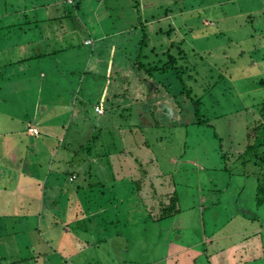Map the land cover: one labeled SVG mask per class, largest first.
<instances>
[{"label": "rangeland", "instance_id": "obj_1", "mask_svg": "<svg viewBox=\"0 0 264 264\" xmlns=\"http://www.w3.org/2000/svg\"><path fill=\"white\" fill-rule=\"evenodd\" d=\"M16 3L18 6L8 0L10 10H0V27L19 24V1ZM0 5L2 9L3 2ZM86 5H99L103 9L98 17L104 25L102 33L105 35L110 34L107 32L110 28L116 31L133 28L134 35L130 34L129 41L122 37L125 44L119 48L121 55L124 46L127 55L140 49L144 33L141 22L151 21L147 25L150 28L147 31L149 49L156 48L158 54L165 52L170 39L178 42L184 38L186 45L191 44L196 51L185 60L191 75L206 87L208 80L215 86L219 82L212 92L205 94L193 86L195 81H186L198 96L204 95V111L213 127L193 125L196 121L193 112H182L186 111L179 105L184 101L180 95L182 87L173 74L152 78L141 71L132 80L135 85L128 88L121 77L117 101L121 108L117 112L106 111L105 106L93 109L95 120L101 118V126H107L106 130L100 131V135L96 130L99 126L88 125L82 139L70 131L67 141L75 140V147L77 141L85 143L87 140L84 150L80 151V160L89 168L93 161L102 159L116 147V152L111 150L112 162L125 166L126 171L133 166V181L146 176V193H140L136 184H129V178L127 186H132L131 189L116 191L126 192L127 196L132 194L134 200L119 210L120 219L126 223L113 219L116 212L108 213L103 219L94 220L98 223L91 225L93 229L84 221L75 224L71 235L66 237L43 236L51 244L49 247L35 231L15 235L19 223L12 222L14 219L0 222V264H264V205L258 208L255 203L256 179L253 175L244 176L247 172L242 173L241 166L234 160L228 163L229 159L222 158L223 152L229 157L244 152L246 133L254 122V112L256 116L260 114V107L256 105L264 102V0H87ZM166 11L172 14L165 17ZM172 25L177 30L175 35L158 34V27L167 31ZM17 28L19 26L13 30L11 46L0 43V65L5 61L14 64L19 59ZM110 35H114L113 32ZM68 47L56 45L52 55ZM105 47L109 52L107 45ZM99 51L97 53V48L94 54L97 60L99 55L105 56L104 47ZM34 52L32 50L30 54ZM78 52L73 49L69 57H65L64 64ZM46 53L42 51L39 55ZM81 53L79 64L93 57L91 50ZM161 58L166 59L162 55ZM127 60L129 65L133 62L129 57ZM72 71L68 69L67 75L62 77L61 89L67 90L70 79L76 77L70 75ZM10 74L4 73L7 77L14 76ZM116 78L111 81V89L116 86ZM103 83L102 77H91L86 81L90 88L100 87ZM0 88L3 89H0V97H8L14 107L17 94H8V91H19V83L7 80L1 82ZM90 99L92 109L97 99L94 95ZM1 108L0 112L9 113L10 117L0 119V128H19L20 108L19 115L11 111L12 107ZM125 108H131V111L126 112ZM218 116L221 118H215ZM62 118L65 120L66 116ZM184 122L191 123L186 133L182 129L166 127ZM156 125L166 129L157 130L153 128ZM106 134L109 137L99 141ZM160 138L162 142L157 143ZM145 141L152 147L147 148ZM137 157L141 164L136 162ZM228 167L232 173L225 171ZM102 172L93 175H111ZM173 192L180 196L182 213L162 222H152L151 216L158 215L161 204L168 201L166 196ZM81 200L83 202V197ZM108 201L112 199H106L103 205ZM10 204L11 201L3 197L0 205L15 213L17 209L8 207ZM81 206L85 210L84 205ZM50 247V252L45 251ZM70 256L73 260L67 259Z\"/></svg>", "mask_w": 264, "mask_h": 264}, {"label": "crops", "instance_id": "obj_2", "mask_svg": "<svg viewBox=\"0 0 264 264\" xmlns=\"http://www.w3.org/2000/svg\"><path fill=\"white\" fill-rule=\"evenodd\" d=\"M17 1H19V24H14L19 26V42H17L19 59L14 65L8 66L7 61L0 65V84L7 80L10 83L12 80L19 83V91L17 89L8 91V94H17L14 107L7 100L8 97H0V110L1 107L5 109L12 107L11 111L17 112L18 115L19 108L21 110L19 128H0V204L3 197H7L11 201L8 207L15 206L17 210L11 213L7 211V207L0 205V218H2L0 222L14 219L12 222L19 223L14 231L15 235L35 231L49 247L51 244L45 241L43 236L54 234L66 237L67 234L71 235L75 224L84 221H87L93 229L91 225L96 222L94 220L103 219L108 213L116 212L114 215L116 218L113 219L121 220L119 223H126L124 219H120L119 210L130 205L134 200L132 194L127 196L126 192L116 191H129L132 187L127 186L129 178L131 179L129 184H135L134 167L131 166L126 171L125 166L112 162L111 150L114 149L116 152V147L109 151L108 159L98 158L92 162L90 168L87 167L86 162L82 165L80 151L87 145H85L87 140L85 143L77 141L78 144L74 147L75 140L68 142L67 134L72 131L73 136L79 135L82 139L88 125L99 126L101 131L106 130L107 126H101L103 123L101 118L95 120L96 114L93 109L95 106H105L108 109L110 104L118 105L121 77L126 81L125 87L135 85L132 80L141 72L138 65H135L139 50L135 52L134 49L130 55H127L124 46L121 55L119 48L125 44L122 37L129 41L130 34L134 35L133 28L127 27L118 31L110 28L107 32L110 34L113 32L114 35H105L102 33L104 25L98 17L103 9L99 5H86L87 0H73V3L67 0H13L16 5ZM0 10H10L9 5L3 6ZM155 24L158 25L159 22ZM148 29L150 28L147 26V31ZM157 29L161 33L164 28ZM56 45L69 47L52 55ZM105 45L109 52L106 51ZM103 47L105 56L99 55V60L95 59L97 48L99 53V48ZM73 49L80 53L78 52L64 64L65 57H69ZM32 50L35 52L30 54ZM89 50L93 57L79 64L81 52L87 53ZM42 51L46 54L39 55ZM157 55L162 54L157 53ZM128 57L133 61L130 65L127 64ZM68 69H72L70 75L76 77L70 79L68 89L64 90L61 89L60 81L67 75ZM7 71L14 76H5L4 73ZM115 76L118 77L115 80L116 86L111 89V81ZM91 77L104 78L103 85L90 88L86 81ZM91 95L97 99L92 109L89 105ZM64 116H66L65 120L62 118ZM8 117H10L9 113L0 112V119ZM11 120L15 121V118ZM31 126L38 129L39 134H32ZM107 136L108 134L101 137L99 141L106 140L104 138ZM101 170L102 173L107 172L111 175L105 177L96 174L98 177L95 178L93 173ZM88 173H91V176ZM103 181L104 183H100ZM89 183H100L101 186L91 189L88 188ZM145 183L140 193H146ZM110 198L112 201L103 205L106 203L105 200ZM81 205H84L85 210ZM91 205L96 206L91 207ZM30 222L34 223L30 226L24 225ZM20 228L22 230H19ZM51 249L52 247L45 251L50 252ZM67 259L73 260L72 256Z\"/></svg>", "mask_w": 264, "mask_h": 264}, {"label": "trees", "instance_id": "obj_3", "mask_svg": "<svg viewBox=\"0 0 264 264\" xmlns=\"http://www.w3.org/2000/svg\"><path fill=\"white\" fill-rule=\"evenodd\" d=\"M7 1L8 0H0V2H3L4 7L7 5ZM168 14H172V13L169 11H166L165 17L168 16ZM149 22H145V24L143 22L140 23L141 29L144 33H143V39L140 41V49L138 51V56L136 59L138 69L140 71H144L146 74H148L152 78L156 76L160 78V77H164V75L173 74L176 77V79L180 82V85L182 87L180 95H181V99H184V101L179 102V105H180V108H182L181 105L183 106V108H186V111L185 110L183 111L181 110V111L185 113H188L191 111L193 112L191 113L194 115L195 117L194 119L196 120L195 122H192L193 125L213 127V125L211 124V119L207 116V114L204 111V107H205L204 95L198 96L192 87L197 86L198 89H201L203 93L207 94L208 92H212L216 88V86L219 84V82L215 83L217 84L215 86L213 85L214 83L211 84L208 80V84L206 87L200 84L196 80V78L193 75H191L192 72L185 65V63L188 59L189 54H192L196 50L191 46V44L186 45L187 43L184 38H180V41L178 42L171 41V39L169 40V45L167 44L168 47L166 48V51L162 54V56L166 57V59L161 58L160 55H157L156 50L154 48L149 49L150 42H149L147 26H146V23H149ZM14 28H16V25L0 27L1 45L6 46V47L9 45L10 46L12 45L10 43L14 41V37H13ZM175 33H177V30L176 31L174 30L173 25L169 26V29L167 31L163 29L161 33L158 32V34L166 35L167 37L170 35H175ZM251 38H255V36H251ZM190 47H192L194 51ZM10 65H14V64L13 63L8 64V66ZM184 77H186V79H184ZM186 81L188 82L195 81V84L191 86L189 85V83H186ZM262 83H264V81ZM176 98H179V95H176ZM256 106L260 107V114L256 116L257 114L254 112V116H255L254 122L247 129V133H246L247 143H246V146H244L245 148L244 152L241 154H236L237 156L233 155L229 157L224 154V152L222 151V147H221V151L223 152L222 158L224 160L229 159L228 163L234 160L235 164L241 166V169L243 170L242 173L247 172L244 176L248 177L249 175H253V177L256 179L257 185L255 189V200H256L255 203H256V206L260 208L264 205V102L259 103ZM256 106L255 108H257ZM120 108H121V105L119 104L118 105L111 104V107H110V109H113L115 112H117V110ZM130 109L131 108H125L124 110L126 112H130L131 111ZM106 110L110 111L109 108ZM215 118L219 119L221 118V116H218ZM190 124L184 122V124L181 123L179 126L176 125V126H169V127L166 126V127L167 129H170V130L182 129L184 133H186V130L189 129L188 125ZM161 127L166 129V127L159 126V125H156V127H153V128L160 130L159 128ZM153 128H152V131L154 130ZM100 131L101 129L98 128V132L101 135ZM156 142L157 143L162 142V138L158 139ZM134 143L136 142L134 141ZM144 145H146L147 148L152 147L150 146V143H148L147 141L144 142ZM87 149H89V147ZM106 158L108 159V154H105L102 160ZM135 160L136 162H139L141 164L139 157H137ZM109 164L110 162L108 161V165ZM229 165L231 164H228V166ZM225 171L231 172L229 167L225 168ZM89 174L91 176V173H88V175ZM98 176L95 175L94 177L97 178ZM145 180H146V176H143L142 179L134 181L137 187L136 189H138L139 192L142 191L143 183L145 182ZM146 184L147 183H145L144 185L146 186ZM98 185L101 186L100 183H95V184L89 183L88 188L94 189L95 187H98ZM154 195L156 196V193H154ZM166 197L168 201L166 203L164 202L163 204H161L158 215L153 218L151 216L152 222H162V221L174 218L176 215L182 213V209L180 207V196L178 192H173L171 194H168ZM0 261L2 262L1 258H0Z\"/></svg>", "mask_w": 264, "mask_h": 264}, {"label": "built area", "instance_id": "obj_4", "mask_svg": "<svg viewBox=\"0 0 264 264\" xmlns=\"http://www.w3.org/2000/svg\"><path fill=\"white\" fill-rule=\"evenodd\" d=\"M68 2H70V3H72L73 2V0H67ZM30 132L32 133V134H39V131H38V129H36L35 127H33V126H31L30 127Z\"/></svg>", "mask_w": 264, "mask_h": 264}]
</instances>
